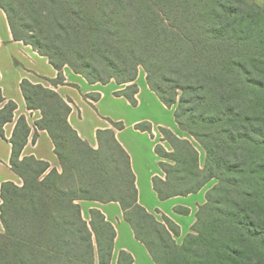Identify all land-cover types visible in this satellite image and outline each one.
I'll return each instance as SVG.
<instances>
[{"label":"trees","instance_id":"obj_1","mask_svg":"<svg viewBox=\"0 0 264 264\" xmlns=\"http://www.w3.org/2000/svg\"><path fill=\"white\" fill-rule=\"evenodd\" d=\"M13 37L49 59L63 85L68 66L90 84L114 81L116 97L137 106L141 69L149 88L174 109L188 139L160 127L155 151L164 178L160 200L188 196L210 181L206 203L181 245L180 228L159 221L138 200L131 158L116 138L122 122L97 131L98 147L69 124L72 101L23 80L28 109L50 135L61 171L22 157L31 132L20 117L10 165L21 185L1 186L0 264H112L116 230L98 209L83 218L80 201L120 204L135 237L156 264H264V5L246 0H0ZM97 101L99 95H89ZM48 99V102L44 100ZM0 136L17 105L0 89ZM153 136L151 123L135 126ZM36 137L33 141L35 142ZM167 161V162H166ZM186 213L187 210L177 209ZM120 251L117 264H133Z\"/></svg>","mask_w":264,"mask_h":264},{"label":"crops","instance_id":"obj_2","mask_svg":"<svg viewBox=\"0 0 264 264\" xmlns=\"http://www.w3.org/2000/svg\"><path fill=\"white\" fill-rule=\"evenodd\" d=\"M63 76L65 79L63 85L49 88L57 92L64 100L72 101V111L68 117L69 124L93 148L98 147L97 131L112 127L109 120L124 124L123 130L116 131V138L131 158L139 203L159 221L162 215H165L178 225L180 236L175 237V240L181 245L196 222L199 207L206 203V193L209 189L205 190L204 187L196 194L177 196L167 200H160L154 190V177L164 178L165 176L160 168L161 158L155 151L156 145L161 142V145L169 149L166 146L169 144L160 140L162 136L159 128L170 129L176 135L182 132L175 120L174 109L165 106L149 88L143 69L140 70L136 81L139 88L137 106H132L124 97L114 95V92L121 88L114 81L106 85L90 84L68 66L63 68ZM57 77L58 71L47 57L40 55L30 45L14 39L7 16L0 7V89L6 102L13 101L17 105L14 121L4 126L6 140L0 136V194L4 182L22 184L20 177L11 168L12 145L8 142L13 136L18 119L22 116L26 118L31 129L22 157L34 156L38 160L49 162L52 167L61 171L50 135L46 130L38 129L36 126V122L42 118V113L40 110L28 109L21 88L22 81L25 79L33 84H42L47 82L46 79L55 80ZM89 95H99V98L93 101L87 97ZM4 105H0V109ZM142 122L151 123L153 136L135 128ZM34 137H36L35 142ZM1 203L0 196V206ZM79 204L86 221L90 220V210L98 209L115 227L116 239L112 264H117L122 250L133 256V264H156L144 244L136 239L134 231L124 219L119 203L80 201ZM177 209L187 210V212H178ZM3 232L4 227L0 220V233Z\"/></svg>","mask_w":264,"mask_h":264},{"label":"rangeland","instance_id":"obj_3","mask_svg":"<svg viewBox=\"0 0 264 264\" xmlns=\"http://www.w3.org/2000/svg\"><path fill=\"white\" fill-rule=\"evenodd\" d=\"M247 2L251 3V4H257L259 6H263L264 5V0H246ZM142 70V69H141ZM42 85L46 88H49L50 86H52L49 82H43ZM44 102H48V99L44 100ZM181 138H185L190 140L191 142H193V144L198 148L199 152H200V164L203 167L204 162H205V151L199 146V144H197V142L194 141V139L186 132L182 131L180 135H178ZM161 138V137H160ZM162 142H164L162 139H160ZM157 142H159L157 140ZM158 144H162L161 142ZM163 146V145H162ZM166 146H168V152H171V148L169 145L166 144ZM167 162V161H166ZM217 183L216 180H212L210 181L206 186H205V190L206 189H211L215 184ZM157 218V217H156ZM160 218V217H159ZM160 220L162 221V218H160ZM4 233V232H3ZM177 243V242H176ZM183 243V242H182Z\"/></svg>","mask_w":264,"mask_h":264}]
</instances>
